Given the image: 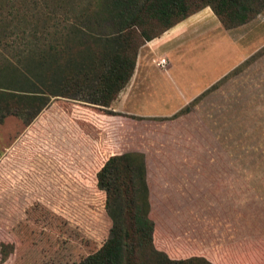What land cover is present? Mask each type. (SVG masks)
<instances>
[{
    "label": "rangeland",
    "instance_id": "obj_1",
    "mask_svg": "<svg viewBox=\"0 0 264 264\" xmlns=\"http://www.w3.org/2000/svg\"><path fill=\"white\" fill-rule=\"evenodd\" d=\"M223 31L232 46L225 47L219 39L206 45L201 36L203 46L178 55L184 63L179 61L171 69L181 83L189 88L194 85L199 92L196 96L250 56L260 54L189 114L170 118L183 106L168 116H159L169 112L161 111L151 112L156 115L151 117L123 118L120 126L116 124L115 140L110 138V150L139 156L144 163L156 250L171 260L201 257L211 264H264V8L249 22L230 30L217 24L207 39L219 38ZM57 85L54 83L55 90L62 92ZM67 94L81 98L84 91L73 88ZM58 102L72 103L51 99L40 112L42 119L36 117L26 127L21 118L12 115L0 123V264H11L9 245L14 237L24 245L19 254L28 264L27 249L33 237L53 235L44 218L41 233L36 228L38 222L29 226L34 217L25 215L24 203L31 194L14 184H37L41 210L49 209L50 196L53 199L54 195L66 197L65 206L76 210L72 217L76 224L65 230L68 241H62L61 248H51L42 264H74L85 255L87 248L79 241L84 237L79 221L95 241L107 237L110 221L101 209L100 194L91 185V143L78 141ZM173 107L171 102L169 109ZM36 153L46 157L28 166L29 156L33 159ZM34 167L39 181L34 176H21ZM54 170L67 176L75 190L57 192L49 177ZM2 245H7V260L2 258L6 254Z\"/></svg>",
    "mask_w": 264,
    "mask_h": 264
},
{
    "label": "trees",
    "instance_id": "obj_2",
    "mask_svg": "<svg viewBox=\"0 0 264 264\" xmlns=\"http://www.w3.org/2000/svg\"><path fill=\"white\" fill-rule=\"evenodd\" d=\"M206 7L225 30H230L255 18L264 8V0H0V123L12 115L21 118L26 127L53 98L108 108L130 79L139 48ZM260 52L170 118L189 114ZM56 82L62 92L55 90ZM73 88L84 91V95L80 98L67 94ZM67 105L71 104L57 103L68 121L75 122L92 141L91 185L100 194L101 209L110 221L107 237L101 242L77 222L84 236L79 239L80 244L87 250L74 264H211L201 257L171 260L154 248L144 163L139 156L110 150L108 135L113 127L131 117L86 106L68 109ZM37 133L41 134L38 129ZM35 155L33 159L29 156L33 161L28 166H35L37 159L46 157ZM21 176H34L39 181L35 167ZM49 177L57 192L75 190L70 179L59 171L54 170ZM14 187L31 194L24 203L25 215L34 217L29 226L38 222L36 228L41 233V218L49 222L53 235L33 237L27 249V263L42 264L51 248H61L68 241L65 230L76 224V218H72L76 210L65 206L66 197L56 195L53 199L50 196L49 209L41 210L43 201L37 194V184L23 182ZM19 239L13 238L14 248L9 245L13 253L11 264H25L19 254L24 246ZM6 246L2 245V252L6 253ZM7 256L3 254L2 258L7 260Z\"/></svg>",
    "mask_w": 264,
    "mask_h": 264
},
{
    "label": "crops",
    "instance_id": "obj_3",
    "mask_svg": "<svg viewBox=\"0 0 264 264\" xmlns=\"http://www.w3.org/2000/svg\"><path fill=\"white\" fill-rule=\"evenodd\" d=\"M203 11L190 17L189 20L186 19L176 24L159 37L146 42L139 48L130 79L108 108H99L72 101L71 105H67L68 109L86 106L126 116L151 117L156 116L151 112L169 111L167 114L159 115L168 116V114L179 110L180 107L186 106L199 92L193 89L194 85L189 88L181 83L179 75L171 72L175 63H179V61L184 63V60L179 59L178 55L182 57L197 48L200 49L203 45L199 42L203 37L206 38L204 39L206 40L204 41L205 44L207 42H217L219 39L225 47L233 45L227 37L226 31H223L224 33L219 38L207 39L209 32H215L219 23H217L216 18L208 8ZM160 59L164 60L162 66L157 64ZM188 61L186 62L188 63ZM171 102L174 107L169 109ZM37 117L41 120L42 114ZM64 117L73 126L75 136L79 142L92 143L85 131L82 132V129L75 122L70 123L65 114ZM118 126H120V123ZM117 130L114 126L108 135L110 141L111 139L115 140Z\"/></svg>",
    "mask_w": 264,
    "mask_h": 264
},
{
    "label": "built area",
    "instance_id": "obj_4",
    "mask_svg": "<svg viewBox=\"0 0 264 264\" xmlns=\"http://www.w3.org/2000/svg\"><path fill=\"white\" fill-rule=\"evenodd\" d=\"M163 63H164V60H163V59H160V60L158 61L157 64H158L159 66H160V65L162 66Z\"/></svg>",
    "mask_w": 264,
    "mask_h": 264
}]
</instances>
